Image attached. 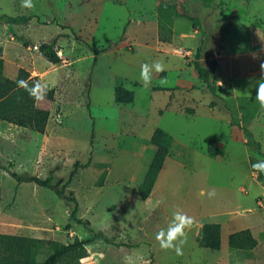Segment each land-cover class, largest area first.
Returning a JSON list of instances; mask_svg holds the SVG:
<instances>
[{"label":"rangeland","instance_id":"obj_1","mask_svg":"<svg viewBox=\"0 0 264 264\" xmlns=\"http://www.w3.org/2000/svg\"><path fill=\"white\" fill-rule=\"evenodd\" d=\"M33 3V9H26L21 7V0H0L6 14L0 15L4 75L14 78L21 68L36 77L42 86V99H36V107L49 112L43 134L0 122V234L62 245L93 237L80 264H229L226 239L221 249L211 251L199 248L191 233L186 232L183 255L177 256L173 250H162L155 236L161 229L167 230L174 208L186 200L198 203L194 205L196 211L216 212L225 207L226 199L232 202L236 198L244 203L242 207L238 202L230 207L234 220L251 223L255 215L263 226L257 234L260 249L241 261L264 264V209L257 207L259 200L264 203V196L254 202L257 194L252 192L248 181L236 182L235 186L248 189V196L233 188L231 180L238 179L243 169L235 154L214 162L207 172L186 170L184 176L175 177L164 172L155 191L162 197L160 206L152 209L143 204L138 187L154 151L149 145L136 159L135 138L131 134L161 125L158 112L164 97L149 92L148 86L140 81L141 69L127 62L138 54V44H144L152 49L175 51L174 57L152 53L144 55L139 63L159 62L164 69L179 65L187 72L193 66L196 48L200 47L199 61L203 67L210 68L217 60L222 64L221 55L226 52L233 59L232 62L225 59V65H238L235 73L239 72L240 77H234L236 82L243 77L254 79L256 61L261 59L259 65L264 64V0H33ZM160 10L172 22V34L160 33L162 38L172 35L170 44L157 41ZM8 17H29L30 21L11 24ZM41 43L53 44L60 50L57 64H49L39 55L37 47ZM110 49H118L120 55L116 51L108 53ZM250 52L257 54L255 59L249 57ZM217 55L220 58L216 59ZM225 65L216 73V81L224 84ZM153 73L155 77L161 74L154 70ZM191 78L187 72L186 80L192 82ZM160 80L152 78L149 86H154L153 91H157L155 87L160 86ZM123 87L129 89L132 97L134 91L131 105L115 102V89ZM182 93L188 95L191 91L183 89ZM224 105L233 124L248 127L244 117L238 119L234 103ZM76 163L88 167L78 168L63 190L75 203L65 202L52 189L32 183L17 184L10 177V173L40 179L51 176L52 184L60 189ZM112 169V179L104 186ZM119 175H130L128 179L134 177L136 181L115 185L114 179ZM200 191L205 194L199 195ZM211 191L216 195L209 198L207 193ZM73 211L75 219L71 217ZM48 254L44 250L37 261ZM76 262L75 256H69L60 264Z\"/></svg>","mask_w":264,"mask_h":264},{"label":"crops","instance_id":"obj_2","mask_svg":"<svg viewBox=\"0 0 264 264\" xmlns=\"http://www.w3.org/2000/svg\"><path fill=\"white\" fill-rule=\"evenodd\" d=\"M0 15H6L3 13L1 6ZM102 19L106 21V17H103ZM171 39L172 35H170L169 37V42L163 43L159 41V39H157V41L165 45L170 44ZM138 46V54L135 56V58L127 59V62L131 64L132 67H135L138 70L141 69V65L143 63H139V61L144 60V55H150L152 53H165L166 55L174 57L173 55L175 51L169 50L167 48H160L159 50V48L157 49L156 47L155 49H152L150 47L148 48L144 44H138ZM115 51L116 55L119 56L120 53L117 52L118 49H110L108 53H112ZM3 53L4 51L2 48V59ZM39 55L41 56L40 53ZM256 56L257 54L250 52L249 57H254L255 59ZM218 58H220L219 55H217L216 59ZM221 59L223 60V63L220 64V60H217L214 70L216 93L224 102L235 104V109L238 110V119L241 120V118L244 117V119L247 121V123L249 124L247 127L248 131L252 134L255 141L260 144L261 152L264 154V109H261L258 102L255 100L257 81L261 78L262 75H264V73L261 72V68L259 65L261 59L256 61L258 65L255 69L256 71L254 72V79H244L243 77L240 78L239 81L237 80V82L235 81L234 77H240V75L238 76V74H240L239 72L237 73V75L235 73V69L238 68V65L234 66L233 63H231L230 65H225L224 63L225 59H229L232 62L233 57L231 55H227L225 52L224 55H221ZM223 65H225V84L216 81V73L219 69H221ZM187 72L192 76V82H188L186 80ZM187 72L185 70H181V67L178 65L177 67L172 66L165 68L164 71H162L161 74L158 75V77H155L154 73L152 74V78L157 79H169V76L172 75V78L169 79L171 83H169L165 87H161L158 85L157 87H155L157 91H153L154 86L152 87L148 85L147 87L149 89V92L160 93L164 97L163 104L161 105V108L158 112L162 123L161 125L153 126L151 129H145L143 130V132L142 130H140L139 134H135V132H132L131 134V136L135 138V145H133V148H135L134 154L136 159L141 156L142 149L149 147V140L156 129H161L172 138V143L169 148L168 154L163 162L152 191L150 195L145 200H143V204L146 207L152 209L160 206V202L163 200L162 197L156 195L155 191L160 179H162L164 175V172L170 176L174 175V177L177 175L184 176V171L186 170L191 173L207 172L214 162L220 161L231 154L233 155V157L234 154L237 155L239 158L236 159H238L243 164L241 166L243 167V169L239 174V178L236 180L233 179L234 181L231 180L233 188L238 190L241 194L248 196V194L250 193L248 189H245L244 187H235L236 182L242 181V183H244L245 181H248L251 185L252 192H255L257 194L253 199L255 202L258 197L264 196V185L257 180L256 173L250 170V159L252 158V155L250 153V150L246 146L247 139L245 133L240 126H237L231 122V115L229 110L225 109V103H223L221 100H216V98H214L205 89L204 84L199 80L198 76L195 75L196 72L193 66L188 67ZM134 83L136 84V86H140L138 85V81H134ZM220 87H222V90L220 89ZM123 88L126 89V87ZM183 89H189L191 93L188 95H183ZM130 91L132 90L130 89ZM220 91L222 94L220 93ZM132 92L134 100L135 94L134 91ZM197 93L209 96H206L204 98L205 95L203 97H200ZM236 131H239V133H237ZM208 142H213L214 147L216 149L222 150L223 155L220 157L209 156L207 152ZM118 156L119 155H117V157ZM113 173V169L109 171V176L105 180L104 186L107 184L109 179H112ZM129 176H116V178L114 179L115 182H113L115 185H118L122 184V182L127 183V181H130L133 183L136 181L134 177L128 179ZM201 201L202 200H198V202ZM237 202L240 203V207H242V203H244L243 199L236 200V198H233L232 202L226 199L225 207L216 212H209L206 210H194V205L198 203H189V201L186 200L185 202L181 203L180 207H175L173 211L174 213L176 211H181L193 218L192 226L190 227V229H186L185 231L191 233V236L196 242V245L197 238L203 224H219L221 249L224 240H228V236L234 232L249 230L252 236L257 241V234L263 229V226L259 222V220L255 219V215L252 216L251 223H248L244 220L241 222L234 220V212L230 211V207L235 206ZM247 210L251 211L253 209ZM259 247V242H257V246L250 251H241L229 248V250H226L227 260L231 264H243L241 260L246 258L247 256L255 255L258 252L257 250L260 249Z\"/></svg>","mask_w":264,"mask_h":264},{"label":"trees","instance_id":"obj_3","mask_svg":"<svg viewBox=\"0 0 264 264\" xmlns=\"http://www.w3.org/2000/svg\"><path fill=\"white\" fill-rule=\"evenodd\" d=\"M160 11L161 13L158 16L157 23L159 40L161 42H169V37L162 38L160 33H162V31L171 33L172 22L167 16L162 14V10ZM7 20L11 24H21L28 22L30 18L8 17ZM193 24L195 26L198 25V21H193ZM37 50L47 62L53 65L59 62V58L54 52L53 44H40ZM200 51V47L195 50L192 64L193 68L199 80L204 84L205 89L214 98L221 100L216 93L214 81L216 64L212 62L210 68L203 67L199 62ZM3 70L4 63L2 59V48L0 47V122H6L22 129H28L38 134H43L49 119V112L47 110L38 109L36 107V98L30 96L29 92L24 88L17 86V81L26 80L29 87H32L38 82L37 78L32 77L29 72L20 68L16 76L10 79L4 75ZM114 98L116 103L125 104H129L133 100L131 92H128L124 88H116L114 91ZM221 101L226 103L223 100ZM241 129L245 133L247 139L246 146L252 155L250 159V170L256 173L257 180L264 185V172H257L253 169L254 164L264 162V154L261 152L260 144L254 140L247 128L241 127ZM171 143L172 138L161 129H156L153 132L149 144L154 148V155L144 175L143 181L138 187V193L143 200H145L152 191ZM207 152L211 157H220L223 155L222 150L216 149L213 142H208ZM81 167H88V164L80 166L76 163L69 174L68 180L60 189L59 185L52 184L53 178L51 176L40 179L38 177L18 176L14 173H10V177L14 179L17 184L32 183L38 187L52 189L56 195L65 202L75 203V199L72 196H66L63 190L70 183L74 175H76L78 168ZM71 217L75 219L74 211ZM78 223L80 224L81 222L78 221ZM227 241L228 247L235 250L250 251L257 246V241L249 230L234 232L228 236ZM92 242L93 237L83 240H74L70 244L62 245L38 238L0 234V264H60L64 258L69 256H75L77 260L75 264H80L79 260L87 256L86 246ZM197 245L199 248L218 251L220 249V225L212 223L203 224L197 238ZM46 249L49 251L47 257L42 261H37L38 255L42 254Z\"/></svg>","mask_w":264,"mask_h":264},{"label":"clouds","instance_id":"obj_4","mask_svg":"<svg viewBox=\"0 0 264 264\" xmlns=\"http://www.w3.org/2000/svg\"><path fill=\"white\" fill-rule=\"evenodd\" d=\"M21 7L26 9H33L35 7L33 0H21ZM261 72L264 73V64L260 65ZM153 70L156 73L164 71L162 63L156 62L152 65L147 63L141 65L140 81L147 87L152 81ZM160 86L168 85L166 78L160 80ZM17 86L24 88L29 92V95L35 97L37 100L42 99V86L36 82L32 87H29L26 80L17 81ZM255 100L258 102L261 109H264V75L257 81ZM253 169L257 172H264V162H259L253 165ZM199 195L203 196L205 193L200 191ZM209 198L216 195L215 191L208 192ZM193 224V218L187 214L176 211L173 214V219L169 224L167 230L161 229L156 233L155 239L158 241L162 250H173L177 256L183 255V246L187 243L186 229H190Z\"/></svg>","mask_w":264,"mask_h":264},{"label":"built area","instance_id":"obj_5","mask_svg":"<svg viewBox=\"0 0 264 264\" xmlns=\"http://www.w3.org/2000/svg\"><path fill=\"white\" fill-rule=\"evenodd\" d=\"M54 52H55V54L57 55V57L59 58L60 55H61L60 50H57V48L54 47ZM257 207H258L259 209H264V203L261 202V201L259 200V201L257 202Z\"/></svg>","mask_w":264,"mask_h":264}]
</instances>
